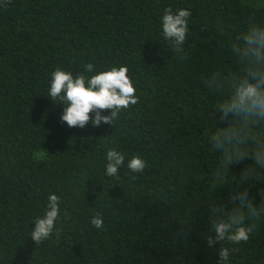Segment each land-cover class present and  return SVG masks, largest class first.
Returning <instances> with one entry per match:
<instances>
[{
	"label": "trees",
	"instance_id": "16d2710c",
	"mask_svg": "<svg viewBox=\"0 0 264 264\" xmlns=\"http://www.w3.org/2000/svg\"><path fill=\"white\" fill-rule=\"evenodd\" d=\"M254 4L0 0V264H217L222 244L208 245V205L223 201L228 185H211L216 98L205 80L226 60V35L264 21ZM166 8L191 12L182 51L159 35ZM88 63L94 72H85ZM112 66L128 68L137 103L112 125L62 122L63 105L48 95L51 73L90 77ZM113 147L126 161L110 177ZM132 156L145 161L142 172L126 167ZM260 187L251 186L257 205ZM51 193L60 197L58 222L36 242L33 222ZM97 215L101 229L91 223ZM232 246L234 264H264V222Z\"/></svg>",
	"mask_w": 264,
	"mask_h": 264
},
{
	"label": "clouds",
	"instance_id": "9594fccd",
	"mask_svg": "<svg viewBox=\"0 0 264 264\" xmlns=\"http://www.w3.org/2000/svg\"><path fill=\"white\" fill-rule=\"evenodd\" d=\"M254 7L264 10V0H255ZM190 16L189 9L166 8L160 17L159 35L177 51L183 50L189 34ZM221 47L226 60L205 80V88L216 98L207 143L216 159L212 188L215 191L227 184L228 192L223 201L214 198L208 205L214 235L207 242L209 246L222 244L217 264H234L238 247L232 245L247 242L264 222V21L249 22L245 28L227 34ZM94 71V64L85 65V72ZM127 72L126 66H112L86 77L57 69L51 73L48 95L63 105L60 119L69 127L84 128L89 122L95 127L112 125L122 109L137 103ZM102 110L110 114L103 115ZM106 161L105 175L115 177L125 166L126 156L113 147L107 150ZM237 166L239 170L233 172ZM126 167L138 173L146 163L140 156H132ZM253 184L262 185L256 193L259 205L251 195ZM60 211V197L49 194L45 212L33 222L30 236L34 241L49 238ZM91 223L96 229L103 227L98 215Z\"/></svg>",
	"mask_w": 264,
	"mask_h": 264
},
{
	"label": "rangeland",
	"instance_id": "374dc122",
	"mask_svg": "<svg viewBox=\"0 0 264 264\" xmlns=\"http://www.w3.org/2000/svg\"><path fill=\"white\" fill-rule=\"evenodd\" d=\"M245 3H250V2H254L255 0H244Z\"/></svg>",
	"mask_w": 264,
	"mask_h": 264
}]
</instances>
